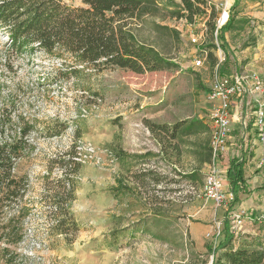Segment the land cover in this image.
Returning <instances> with one entry per match:
<instances>
[{
  "label": "rangeland",
  "instance_id": "obj_1",
  "mask_svg": "<svg viewBox=\"0 0 264 264\" xmlns=\"http://www.w3.org/2000/svg\"><path fill=\"white\" fill-rule=\"evenodd\" d=\"M206 1L215 9L213 33L206 15L191 24L182 18L156 20L168 28L141 26L135 31L171 59L175 67L166 71H97L59 51L48 54L29 48L19 54L0 30V144L18 138L23 126L31 127L14 170L28 177L21 204L30 211L23 226L26 236L13 249L17 264H211L213 251L224 239L223 217L229 204L216 207L204 194L203 181L183 178L195 168L194 159L185 146L177 151L175 142L164 138L155 125L171 127L198 119L209 124L215 78L239 76L249 82L256 76L263 82V94L264 0ZM68 4L79 6L80 0ZM228 21L232 27L223 28ZM245 89L243 96L232 99L243 104L244 98L260 94ZM260 107L264 104L254 108L255 113ZM228 111L230 130L219 162L223 184V165L240 145L236 138L229 142L240 129L231 125L230 107ZM241 126L245 134L248 126ZM71 151L82 166L76 200L70 205L80 232L68 245L46 231L41 178L48 168L51 177L58 176L53 161L67 159ZM119 152L151 155L120 159ZM205 168L200 169L203 174ZM139 172L161 179L137 183L133 175ZM246 204L236 205L228 215L230 231L234 213L244 222L230 247L264 249V212H250Z\"/></svg>",
  "mask_w": 264,
  "mask_h": 264
},
{
  "label": "trees",
  "instance_id": "obj_2",
  "mask_svg": "<svg viewBox=\"0 0 264 264\" xmlns=\"http://www.w3.org/2000/svg\"><path fill=\"white\" fill-rule=\"evenodd\" d=\"M214 13V7L206 0H80L79 6L69 5L68 0H0V30L19 54L29 48L48 54L59 51L74 62L97 71L120 68L143 74L166 71L175 65L151 43L140 40L136 36L137 29L141 26L168 28L156 24V20L167 18H182L191 24L195 18L206 15L209 19L207 26L213 33ZM229 21L223 28L232 27ZM30 128L23 126L18 131V138L0 144V264L18 263V254L13 249L26 236L23 226L30 211L21 203L27 196L29 180L25 175L18 176L14 170L15 162L27 147ZM155 129L164 138L174 141L177 151L184 146L187 148L196 166L183 174V178L201 184L205 174L200 169L212 162L207 141L211 131L209 124L201 119L183 120L171 127L155 125ZM200 136L205 138L200 139ZM69 154L67 159L53 161L60 171L58 176L51 177V168H48L41 179L46 231L72 245L76 242L80 225L70 205L76 200L77 176L82 166L72 151ZM116 155L120 159L137 160L151 154L119 152ZM244 163L243 159L232 157L227 165H223L232 199L223 217L224 239L213 251L211 264H264V249L230 247L237 233L230 231L227 214L238 202V195L246 193ZM133 178L142 180L143 184L150 179L152 182L161 179L152 172H139ZM124 189L130 188L125 186ZM158 213L156 210L155 214Z\"/></svg>",
  "mask_w": 264,
  "mask_h": 264
},
{
  "label": "built area",
  "instance_id": "obj_3",
  "mask_svg": "<svg viewBox=\"0 0 264 264\" xmlns=\"http://www.w3.org/2000/svg\"><path fill=\"white\" fill-rule=\"evenodd\" d=\"M192 42L195 43L196 40L192 39ZM195 65L200 66L201 61L197 60ZM253 79L254 81L252 82ZM252 80L248 82L239 76H234L228 80L215 78L211 87V93L209 94L210 101L215 103L212 107V120L209 123L211 131L208 142L211 150L212 162L205 168L202 190L207 199L213 202L216 207H221L222 204L226 203L228 199L231 198L230 193L223 184L224 178L222 174L219 173L220 156L226 149L227 136L230 130L231 116L230 111H228L230 100L243 96L246 91L245 88H248V91L251 93H260L263 90V82L256 76H253ZM257 110L258 111L255 113L254 125L258 129V141L264 143V108L260 107ZM262 165H264V158H262L259 163V166ZM231 218L234 222L232 227L233 231L231 232L236 234L239 228L244 225V222L238 213H234Z\"/></svg>",
  "mask_w": 264,
  "mask_h": 264
},
{
  "label": "crops",
  "instance_id": "obj_4",
  "mask_svg": "<svg viewBox=\"0 0 264 264\" xmlns=\"http://www.w3.org/2000/svg\"><path fill=\"white\" fill-rule=\"evenodd\" d=\"M243 72L247 74L246 70ZM261 104H264V92L263 94L260 93L253 97L248 96L244 98L243 104L239 103L237 99H232L230 103V110L233 115L231 125L234 129L238 126L240 132L238 135L229 136V142H231V144H233L235 138L240 142L238 147L239 151L235 152L231 158L235 157L245 161L242 169L244 173V188L246 189V193H240L238 195V202L232 207V209L238 204H246L249 200L248 205L246 204L245 206L246 209L250 212L258 209L260 213L264 210V165L259 166V163L262 158H264V144L258 141L259 134L257 127L254 126L255 111L253 109ZM245 123L247 124L248 129L247 132L243 134V128L241 125ZM248 146L250 147L247 149ZM246 150H249V152L244 154ZM224 164L227 165L228 163ZM223 170L225 172V168ZM224 184L227 191L231 193L228 182H225ZM231 199L232 197L227 201L229 205L227 206L226 211L229 210ZM232 209L228 212L227 217Z\"/></svg>",
  "mask_w": 264,
  "mask_h": 264
},
{
  "label": "bare ground",
  "instance_id": "obj_5",
  "mask_svg": "<svg viewBox=\"0 0 264 264\" xmlns=\"http://www.w3.org/2000/svg\"><path fill=\"white\" fill-rule=\"evenodd\" d=\"M226 16H227L226 13H224L223 16H222V21L223 22L226 20Z\"/></svg>",
  "mask_w": 264,
  "mask_h": 264
}]
</instances>
